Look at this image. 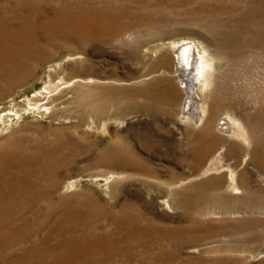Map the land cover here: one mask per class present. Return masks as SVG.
I'll use <instances>...</instances> for the list:
<instances>
[{
    "label": "rangeland",
    "instance_id": "rangeland-1",
    "mask_svg": "<svg viewBox=\"0 0 264 264\" xmlns=\"http://www.w3.org/2000/svg\"><path fill=\"white\" fill-rule=\"evenodd\" d=\"M0 36V264H264V0H0ZM185 38L250 153L179 121Z\"/></svg>",
    "mask_w": 264,
    "mask_h": 264
},
{
    "label": "bare ground",
    "instance_id": "bare-ground-1",
    "mask_svg": "<svg viewBox=\"0 0 264 264\" xmlns=\"http://www.w3.org/2000/svg\"><path fill=\"white\" fill-rule=\"evenodd\" d=\"M11 38L0 36V63H6L8 59L7 54L9 53L8 50L11 49ZM186 39V38H185ZM175 44V43H174ZM170 49V54L173 62L172 66V77L175 79V83L179 88L174 94V105H177L178 101H180V109H179V121H183L186 124H191L193 127H202L205 125L210 130L214 131L216 136L220 139H227V138H236L237 141H234L232 147L242 154L250 153V144L252 133L246 123L237 117L234 112L226 113L228 114L221 119L219 116V110L215 107L209 106L207 100H204L203 93H206L209 90V87L214 82L216 75V70L214 63L212 62L211 57L203 53L200 47L196 45V49L194 53H190L188 64L185 61V53L187 46L183 49L184 55V64H185V74L186 80H184L181 74L176 69L177 59L175 56V45ZM160 51V50H159ZM188 65V66H187ZM214 69V72H212ZM212 72V73H211ZM15 72L8 71L5 72L6 76H10ZM213 75V78H212ZM88 77V76H85ZM92 77L82 78L81 85L82 86H89L92 85L94 82L91 79ZM95 79V78H94ZM70 81L65 82H55L51 83L50 81L47 82L45 85L44 91H41V95L43 98H47L49 100L52 98V105L55 103V99L59 98L63 91L70 87ZM65 88L63 91L62 89ZM97 88V86H95ZM62 91V92H61ZM29 104L34 105L36 102L33 99L29 100ZM47 107V105H44ZM175 113V112H173ZM231 113V114H230ZM245 143V144H243ZM210 151V147L208 146L205 148L201 154L202 158ZM200 152V153H201ZM203 161V160H202ZM217 162V161H216ZM216 169V170H223V165L220 167H214L213 165H209L206 171ZM230 179L227 181L226 184L227 188L235 190V189H245L246 183L240 181L239 174L237 170L231 165L227 169ZM245 173V171H244ZM118 174H120L118 172ZM246 174V173H245ZM124 175L122 177H131L128 173H121ZM224 175L221 177H217L212 179L210 182L215 183L217 187H222L224 185Z\"/></svg>",
    "mask_w": 264,
    "mask_h": 264
},
{
    "label": "water",
    "instance_id": "water-1",
    "mask_svg": "<svg viewBox=\"0 0 264 264\" xmlns=\"http://www.w3.org/2000/svg\"><path fill=\"white\" fill-rule=\"evenodd\" d=\"M175 46V56L177 59V63H176V69L178 70V72L181 74L182 78L184 80H186V74H185V64H184V55H183V49L185 46H187V50L185 53V61L186 64H188V59L190 56V53H194L195 49H196V45H195V41L193 39L190 38H186V39H181L177 42H175L174 44ZM188 66V65H187Z\"/></svg>",
    "mask_w": 264,
    "mask_h": 264
}]
</instances>
